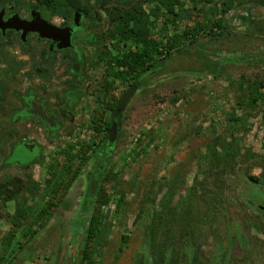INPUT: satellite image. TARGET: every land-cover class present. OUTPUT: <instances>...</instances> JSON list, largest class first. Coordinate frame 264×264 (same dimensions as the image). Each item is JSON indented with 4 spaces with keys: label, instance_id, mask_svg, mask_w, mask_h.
<instances>
[{
    "label": "rangeland",
    "instance_id": "1",
    "mask_svg": "<svg viewBox=\"0 0 264 264\" xmlns=\"http://www.w3.org/2000/svg\"><path fill=\"white\" fill-rule=\"evenodd\" d=\"M87 1L89 22L77 43L84 53L83 62L87 65L85 71L90 75L87 80L90 84L85 93L65 99L61 117L68 132L69 150L73 149V152L79 144L90 145L94 141L85 125L96 106L97 96L93 93L96 86L102 84V73H110L109 59L139 48L140 44L136 45L133 39L138 36L161 40L172 32L175 24L183 29L206 22L195 11L200 8L201 0H179L182 6L173 7L179 15L175 18L168 16L162 7L159 12H154L156 3L150 0H129L131 6H127H135L137 16L145 24L137 37L131 35L133 38L125 41L124 35L118 32L122 30L123 21L101 10L99 6L103 0ZM122 1L107 0L110 13L112 8L125 5ZM6 8L20 10L13 6ZM204 8L206 20L219 18L218 6L216 12L211 6ZM222 19L227 36L215 42L209 35L201 34L190 50L175 53L171 59L157 63L139 76L140 86L121 117L119 138L102 181L110 202L103 208L106 243L97 264L145 263L143 226L147 217L142 212L149 203L146 194H153L155 183L176 182L175 200L182 198L195 178L202 180L197 165L199 157L206 154L209 146L217 144H233L238 148L240 155L236 167L239 172L224 183L221 196L225 203L218 210L223 212L216 221L218 231L214 234L206 230L209 234L207 245L202 248L197 262L221 264L226 260L225 252L232 247L230 264H264V243L260 241L264 240L263 236L256 235L250 226L251 223L260 228L264 226V215L259 211V206H264V186L251 185L246 179L248 176L259 177L264 172V90L257 89L254 84L264 81V64L244 61L250 56L264 54V9L250 5L232 8ZM130 26L131 23L127 28ZM211 53H219L220 58L212 57ZM235 58L242 61H234ZM69 59L68 55L55 57L52 79L57 87L64 77L58 62L63 65ZM5 60L12 61L11 66L21 63L22 67L21 72L15 75L10 72L7 77L0 78V84H6L3 96L8 107L13 103L15 91L36 87L39 79L33 73L27 75L29 66L36 64L35 56L18 54L16 46L6 48L0 44L1 69H5L2 66ZM110 76L105 81L112 80L117 96L131 83H120L114 80L112 73ZM48 101L53 103L54 99L50 97ZM6 107L0 114L1 131L11 128L7 123L11 111ZM10 139L0 135V155L6 154ZM48 145L49 148L53 146ZM90 170H94L91 162L87 163L51 220L38 229L31 240L22 239V231L16 232L13 258L2 259L0 264H81L80 254L92 209L91 205L83 209L85 175ZM30 174L34 181L44 179L40 168H32ZM13 176V168L3 171L0 165V185L10 183L12 193ZM9 190H0V256L4 254L3 244L8 233L14 228L12 219L20 202V198L11 201L13 195L8 198ZM119 194H124L122 203L118 202ZM203 200V197L196 200L197 208L202 212L209 206ZM125 236H128L126 245L123 244ZM241 237L249 247L241 243ZM246 253L249 259L242 263Z\"/></svg>",
    "mask_w": 264,
    "mask_h": 264
},
{
    "label": "trees",
    "instance_id": "2",
    "mask_svg": "<svg viewBox=\"0 0 264 264\" xmlns=\"http://www.w3.org/2000/svg\"><path fill=\"white\" fill-rule=\"evenodd\" d=\"M122 2L125 5H120V8H112L113 12L111 13L107 8V0H103L99 7L107 14L123 21L122 25L126 28L124 29L122 26V30L118 32L122 33L126 38L124 40L127 41V39L133 38L131 35L137 37L138 32H142L145 23L137 16L136 7H130L129 0ZM150 2L156 3L154 12H159L162 7L167 10L168 16L172 18L179 17L173 9L174 6H182L179 0H150ZM199 3L201 6L195 8V11L198 17H202L206 22H198L195 26H185L183 29L175 24L171 30L172 32L165 34L161 40L138 36L137 39H133L136 41V45L140 44L139 48L124 51L114 59H109L107 65L110 68L109 72L115 77L114 80L120 83L131 81L130 84L139 85V76L153 69L157 63L171 59L175 53L179 54L190 50L191 47L196 45L201 34L209 35L211 40L215 42L219 41L220 38H224L225 35L227 36L228 34H225L227 27L222 18L232 8L242 9L245 5H250L254 8L264 9V0H201ZM206 5L211 6L215 12L218 6L220 8L219 18L214 21L206 20L204 18L206 14L204 7ZM7 6H13L16 9L23 7L35 9L46 17L70 18L75 12L83 13L85 18L90 15L87 0H0V10ZM208 22H211L210 25H208ZM130 23L131 26L127 28ZM210 55L214 58H220L219 53H211ZM234 61L242 60L235 58ZM244 61L249 64L258 62L264 64V54L250 56ZM3 63L7 68H0V78L7 77L10 72L15 75L20 71L21 63L12 64V66V61L5 60ZM254 84L257 89L264 90V81H258ZM5 85L4 82L0 84V113L3 111ZM93 122L102 127L104 122L102 115L99 119L93 118ZM107 126H109V123H107ZM95 139L93 140L96 141ZM104 140L105 137L102 136V144ZM94 141L90 145L86 143L79 144L78 149L74 152L73 149L69 150V172L74 170V174L69 179L68 189L81 169L78 161L85 162L89 160L87 155ZM239 155L238 148L233 144L209 146L206 154L199 157L197 161L202 180L197 181L195 178V181L182 198L175 200L178 191L176 182H169L167 185L158 183L153 185L154 192L150 195L146 194L149 203L147 207L143 208L144 212H142L147 217V222L143 226L147 259L145 263L142 261V264H199L197 258L202 253V248L207 245L209 237L206 230H211L214 234L218 231L216 221L219 220V214L223 213L218 210H221L225 203V199L221 196L225 189L224 183L230 176L239 172V168L236 167V160ZM107 164L108 160L106 164H101L102 167L99 163L94 166L98 180L94 185L91 184L87 196L89 200L87 199L88 202L86 201L84 204L85 206H87V203L90 204L92 209L87 221L83 250L80 254L81 264H97V258L106 243L104 237L106 216L103 208L108 205L110 199L103 189L102 181L105 177ZM246 179L251 185L264 186V172L259 177L248 176ZM13 194L10 193L8 198L10 199ZM199 197H203V201L209 204L204 212L197 208L196 200ZM123 201L124 194H119L118 202L122 203ZM44 202L42 199L40 203L37 202L32 206H28L26 202L22 201L16 206V212L12 219L14 228L8 233L9 235L4 241V254L0 256V260L13 258L16 232L22 231V239L29 241L38 233V229L51 220L60 200L56 201V204L50 199ZM259 211L264 215V206H259ZM250 226L254 229L256 235H262L264 239V226L260 228L252 223ZM127 239L128 236L123 238L124 245L127 244ZM246 240L250 243L248 238ZM260 241L264 243V240ZM241 243L249 247L242 237ZM248 253L245 254V260L242 259V263L249 259ZM231 255L232 247L225 252L226 260L221 264H230Z\"/></svg>",
    "mask_w": 264,
    "mask_h": 264
},
{
    "label": "flooded vegetation",
    "instance_id": "3",
    "mask_svg": "<svg viewBox=\"0 0 264 264\" xmlns=\"http://www.w3.org/2000/svg\"><path fill=\"white\" fill-rule=\"evenodd\" d=\"M1 10H4L3 22H7L13 15H17L18 19L22 21L30 22L31 12L37 11L26 8H20L18 11L11 10V8H3ZM76 13L78 12L73 13L70 18H66L59 16L46 17L39 12L41 19L48 24L60 29H71V47L63 50L57 49V43L41 39L36 33H27L24 40H22V31L7 29L2 34L0 30L1 45L3 44L6 48L14 45L18 54L23 53L24 55L36 57V64L29 66L27 75L33 73L39 79L36 82V87H27L23 90L15 91L11 106H5L6 99L4 98L2 112H4L5 107L8 111H11V113L7 112L10 113L8 114L7 123L11 128L5 131L0 129V135L11 137V139L7 143L6 154L2 153L0 155V165L3 171L10 169V167L14 169V182L12 185L14 187V197L11 198V201L19 200L20 198V202L23 201L28 206H32L34 203H40L42 199L45 202L49 201V199L53 200L54 204L60 200L54 212L67 197L69 191H71L78 180L77 178L83 174L87 163L91 162L93 168L96 163L104 165L107 160L109 162L119 138L121 117L127 104L140 86V84H128L121 94L117 96L115 84L112 80L105 81L106 78L111 77V73H102V84L96 86V90L93 93L97 96L96 106L94 112L88 117L87 125H85L87 133L92 138H96V141H94L87 155L89 160L85 162L78 161L81 169L68 189L67 185L71 175L74 174V170L69 172L70 155L66 141L68 132L61 123V117L65 111V99L72 97L73 94L85 93L87 86L90 84L87 81L90 75L85 71L87 65L83 62L84 53L77 43V38L87 29L89 18H85L83 13H78L80 17L77 19L76 26L74 24ZM31 45L40 48H32ZM65 55H68L70 59L63 65L58 62V66H62L61 73L64 77L57 87L52 79L54 78L52 72L55 66L53 62L55 57ZM2 66L7 68L5 65ZM21 69L22 67L20 72ZM97 83L95 82V84ZM39 84L41 85L37 86ZM59 96H61V99L58 98ZM50 97L54 99L53 103L48 101ZM39 111L45 114L47 122L38 116L37 113ZM101 115L104 122L102 127H99L93 122V118L99 119ZM107 123H109V126H107ZM113 123H116L118 128L117 141L109 145L107 135ZM102 136L105 137L103 144L101 143ZM59 143L60 146H58ZM48 144H52L54 147L49 148L50 145ZM34 167L43 170V184L40 181L32 180L30 172ZM97 177L94 170L88 171L85 175L86 192L83 194V209L88 208L90 205L87 203V206H85L84 204L87 199L89 200L87 197L89 189L92 183L94 185L97 182ZM9 187L10 183L3 182L0 185V190L3 192L6 189L9 190Z\"/></svg>",
    "mask_w": 264,
    "mask_h": 264
},
{
    "label": "water",
    "instance_id": "4",
    "mask_svg": "<svg viewBox=\"0 0 264 264\" xmlns=\"http://www.w3.org/2000/svg\"><path fill=\"white\" fill-rule=\"evenodd\" d=\"M4 15V10L0 12V30L2 34H4L5 30L12 29L15 31H22V40L27 33H36L39 38L47 39L52 41L53 43H57V49L63 50L71 47V29H60L47 22L43 21L40 17L39 12L32 11L31 12V21L26 22L18 19L17 15H13L7 22H3L2 18ZM80 17V14H75V25L77 26V19ZM38 116L45 122L47 119L45 118V114L39 111ZM117 124L113 123L108 135L107 141L109 145L116 143L117 141Z\"/></svg>",
    "mask_w": 264,
    "mask_h": 264
}]
</instances>
